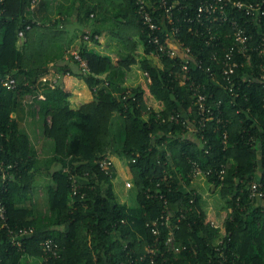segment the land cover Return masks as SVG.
<instances>
[{
  "label": "trees",
  "instance_id": "obj_1",
  "mask_svg": "<svg viewBox=\"0 0 264 264\" xmlns=\"http://www.w3.org/2000/svg\"><path fill=\"white\" fill-rule=\"evenodd\" d=\"M147 1L149 8L158 7L159 0ZM31 2L4 0L0 21V160L15 165L14 180L8 181L0 196L9 227H31L33 234L24 240L23 250L17 249L0 223V264H24L25 258L31 264H141L140 256L155 245L164 254L160 257L157 252V264H264V195L252 200L247 191V183L256 179L264 193V82L244 79L264 73V6L259 25L249 26L252 60L236 70V94L223 88L221 63L212 60L213 54L221 58L223 49L231 45L225 38L227 28H222V43L217 47L187 33L188 24L180 20L182 41L192 48L196 60L203 61L200 67L190 65L191 75L205 86L209 103L220 102L221 122L208 123L202 130L207 141L202 143L201 132L188 136L184 126L167 119L177 112L196 117L192 91L175 77L180 59L159 54L148 43L147 31L137 18L136 0H121L112 15L101 0H73L71 9L58 18L51 0H40L33 10ZM76 2L79 24L93 16L94 23L101 22L90 36L93 44L101 47L108 34L121 41L127 52L91 51L82 36L76 51L89 71L54 63L60 78L56 83L48 78L42 81L54 58L53 43L64 38L61 23L73 16ZM184 3L186 12L176 13L193 17L198 0ZM151 10L165 33L164 16L158 9ZM27 24L32 27L18 46V31ZM168 45L173 47L169 41ZM135 65L138 72L133 71ZM137 73L144 81L128 88L125 79H136ZM6 75L15 78L16 88L2 84ZM76 79L87 87L88 95L71 92L70 83ZM37 92L45 97L36 101L37 121L51 145L42 159L24 128L26 112L35 115L33 109L26 110L25 98ZM74 96L88 100L73 108L70 98ZM115 115L124 121L118 147L112 132ZM109 153L122 160L128 176L124 184H132L135 190L134 206L116 200L117 167L107 175L96 163ZM193 163L212 171L206 182L211 192L219 189V193L210 206L197 189L200 186H193ZM44 172L50 181L43 211L34 194L36 176ZM74 179L80 185L77 195L72 194ZM167 213L178 252L165 245L169 230L160 224V217ZM155 221L157 236L147 226ZM47 239L57 244L58 256L43 262Z\"/></svg>",
  "mask_w": 264,
  "mask_h": 264
},
{
  "label": "built area",
  "instance_id": "obj_2",
  "mask_svg": "<svg viewBox=\"0 0 264 264\" xmlns=\"http://www.w3.org/2000/svg\"><path fill=\"white\" fill-rule=\"evenodd\" d=\"M40 0H32L30 10L37 7ZM4 0H0V21L5 13ZM137 6V18L142 28L147 31L148 43L154 45L159 54H165L167 57L173 59L179 58L180 69L175 73V77L179 79V83L182 85H188L192 91L193 95V105L196 110V117L193 119L188 118L185 114L179 112L172 113L168 116V120L176 124H181L185 127L186 135H195L201 132L199 136V141L206 143L205 136L202 134V130L205 129L211 121L220 123L219 110L220 102L212 105L208 102L205 86L197 83V81L192 77L190 65H197L200 67L203 63L202 60H196L193 56L192 48L181 39V21L188 24L186 29L187 33L204 39L206 45L217 44V47L221 46V30L222 28H227L226 39L231 40V45L227 49H223V56L218 58L217 55L213 54L212 60H218L220 65L221 77L224 81L223 88L230 91L231 94H236V80L237 76L236 70L242 67L244 64L251 63V50L250 41L252 37L249 32L250 25H259V17L262 13V7L264 6V0L249 2L243 0H198V4L195 8L193 17L180 16L176 12L185 11L187 9L184 0H159L158 7H150L147 0H136ZM151 9H158L161 16H164L166 21L165 33L162 32V25L158 22L154 16L155 11ZM229 9V11H228ZM186 12V11H185ZM243 15H240V14ZM186 14V13H185ZM239 17L241 20H239ZM181 20V21H180ZM243 21V23H242ZM40 24L39 22H36ZM31 25L27 24L23 29L18 31V39L23 40L25 37V32L31 29ZM88 37L85 36V39ZM163 38V39H162ZM168 41L171 42L173 47L168 45ZM176 49V50H174ZM258 50V49H257ZM261 52H263L261 50ZM155 57L158 54L152 53ZM70 61L74 62L79 70L89 71L88 63L83 59L77 51L71 53L68 58ZM68 74V73H67ZM69 75V74H68ZM238 77V76H237ZM242 77V76H240ZM244 77V76H243ZM60 75L57 73L56 78L52 79L53 83H56ZM244 79L249 83L253 80L264 82V73H260L258 78L254 76H245ZM150 78L148 77L147 82L150 83ZM2 84L9 89H14L17 86L16 80L10 75H6L2 80ZM128 97V93H124V99ZM45 100L44 95L41 92L34 94H28L25 98V107L30 108L32 106L33 110H38L36 101ZM135 100V98H133ZM216 107V109H215ZM27 108V109H28ZM36 110V112H38ZM35 112V117L39 118V115ZM216 112V113H215ZM165 120V119H163ZM47 123L50 124V118L47 119ZM3 137V133L0 132V139ZM226 138V135L224 136ZM3 150V144L0 140V151ZM207 152V151H206ZM99 165L100 170L105 174L110 175L115 164L109 155L103 156L96 161ZM15 168L12 163L0 160V195L7 189L8 181L14 180V174L11 171ZM13 172V171H12ZM193 183L196 179H202L206 181L207 175L211 174L212 171H204L199 165L193 163ZM223 170L219 172L222 175ZM210 185V184H208ZM79 183L74 179L72 194L77 195L79 192ZM248 197L252 200H260L264 193L261 190V184L256 179L247 183ZM168 204L167 201H164ZM170 213L166 215H161L160 224L165 225L168 230V236L165 241L168 250L173 252H178L179 248L175 245V238L173 233V228L171 226ZM182 214L179 216L177 221L179 222ZM0 223H4L7 228L8 235L10 236L11 245L17 247V249L23 250V242L33 234V229L31 227H9L8 225V215L6 207L4 206L1 196H0ZM157 221L152 224H147L149 226L153 235H158L159 230L157 227ZM177 227V226H176ZM57 244L53 243L49 239L45 240L43 244V255L42 261L47 262L49 258L57 257ZM219 251V249H216ZM159 252L160 257H164V254L154 247L148 246L146 248V253L141 255L139 261L141 264H157L155 257ZM222 255L221 251H219ZM147 259V261H145Z\"/></svg>",
  "mask_w": 264,
  "mask_h": 264
},
{
  "label": "rangeland",
  "instance_id": "obj_3",
  "mask_svg": "<svg viewBox=\"0 0 264 264\" xmlns=\"http://www.w3.org/2000/svg\"><path fill=\"white\" fill-rule=\"evenodd\" d=\"M120 1L121 0H101V2L105 5V7L108 11V14H110V15H112L115 12L114 5H117L118 2H120ZM51 2L53 3L52 8H53V14H54V11H55L54 7L57 6V3L60 2V4H64V2H66V0H52ZM67 4H69V3H67ZM54 17H56V14L54 15ZM81 30H83V29L80 26V29L78 30V32H81ZM88 32H89V30H88ZM23 41L24 40H20L18 42V46H21L23 44ZM89 44H90V47H93L92 50H94L95 52H101V50L96 49V47H99L98 45L93 44L91 42ZM137 67L138 66L135 65L133 68V71H136ZM137 72H138V70H137ZM136 76H137L136 80L135 79L129 80L128 85L129 84L138 85L139 83L144 81V79L140 73H137ZM48 79H51V77L48 76ZM71 84L74 85V86L73 85L72 86H73L75 91L81 90V91H84L86 93V95H88L87 87L82 82H80L79 80H77V79L73 80V81H71L70 85ZM86 100H88V99H84L83 97H80V98L77 97V101L74 100L72 102V107L77 108L79 103L82 104L83 102H86ZM123 122L124 121L122 120V118L118 117L117 115H115L113 120H112V132L114 134L115 145L117 147L119 146V143H120L121 139L123 138V131H124V123ZM33 124H35V127ZM37 128H38L39 132L41 133L40 130H42V125L40 124L39 121H37V117H34V120L33 119L31 120V124L30 125L27 124V130L33 129L32 133H31V131L28 133L29 136L31 137V141H32L31 144L35 147V149H36V146L38 147L36 149L37 154H38V149H41V152L43 154L42 157H43V156L47 155L46 153H48V151H49L48 148L51 147V145L46 140L45 141L47 143H44L43 145L41 144V142H40L41 137H39V135L36 134ZM25 131H26V129H25ZM32 136H33V138H32ZM41 145H42V147H41ZM45 148H47V150ZM114 148H115V146H114ZM110 157L112 158L115 166L117 167L116 171H118L117 177L113 183V191H114V194L116 195V200L119 203H125L128 206H134L135 205V190H134V187L132 184H129V183L124 184L125 183L124 181L127 179L128 176L126 173H124V165L122 163V160H120L119 156H117V153H112ZM40 159H42V158H40ZM36 177L38 180L36 182L37 183V185H36L37 188L35 190L36 193L34 194L36 196L35 201L37 202L39 207H41V209L44 211V210H46V207H47L46 203H45V201H46L45 196H46V189H47L46 187L50 181V177H49V174L45 173V172L39 173ZM193 186H195V187L200 186V188H197V189H201L202 195L204 197L203 199H205L206 206H208L209 203H211L213 201V198H216L218 196L219 189H217L216 192H214V193L211 192L210 191V185H208L205 180L196 179L193 183ZM24 262L26 264H31V261L29 258H25Z\"/></svg>",
  "mask_w": 264,
  "mask_h": 264
},
{
  "label": "crops",
  "instance_id": "obj_4",
  "mask_svg": "<svg viewBox=\"0 0 264 264\" xmlns=\"http://www.w3.org/2000/svg\"><path fill=\"white\" fill-rule=\"evenodd\" d=\"M66 2L69 4H67ZM66 2H64V4H60V2H59V3H57V6L54 7L55 8V14H56L57 18L59 17L60 12H62V13L67 12L68 9H71L70 6H71V4H73V0H66ZM73 7H74V13L72 14L73 16L67 20H63V18H62L63 22L61 23L60 28L64 32V34H63L64 38H62L61 40H58V42L53 43L51 55L54 56V58L48 62L49 68H46V70H45V71H47V69H48V71L45 72L44 75H42L40 78V80H42V81L47 79L48 76H50L51 79L56 78L57 70H55V68H54V63L55 64L58 63L61 65H69L73 68L74 71H77V65L74 62L70 61L68 58L72 52H74L78 49V44H79L80 39H82V36H83V39H85V36L88 37L87 39H85L88 42V48H90L91 51H94V50H92L93 47H90V44H89L91 42L90 36H91L92 32H94V29L98 28L101 25V22L98 21V22L94 23L93 19L95 17L92 15L93 18L90 19L87 23H85V24L80 23L79 24L78 20L75 17L77 15V11L79 9L78 2H76ZM80 26L83 30H81V32H78V30L80 29ZM88 30H89V32H88ZM101 42H102V46L96 47V49H99L101 51L103 49L107 53H110V54L115 53L117 55L126 54V52H127V49H125L126 48L125 45L121 41L111 37L108 34L102 38ZM91 43H93V42H91ZM129 80L130 79H125V83H126L128 88H132V87L137 86L134 84H129L130 85L129 86L128 85ZM73 90L74 89H72L71 92L76 94V92ZM70 99H71V102H73L74 100L77 101V97H75V96L71 97ZM36 105H37L38 110H39V106L37 103H36ZM25 108L27 110L28 107H25ZM31 109H32V106H30V108H28V110H31ZM36 110H34V113L36 112ZM34 117H35V115H30V114H28V112H26V120L24 121V127L26 128V130H27V124L30 125L31 120L32 119L34 120ZM37 120H38V118H37ZM35 124H33L34 127H35ZM30 131L32 133L33 129L32 130L28 129L27 133H29ZM40 131H41V133L39 132V130L37 128L36 134L39 135V137H41L40 142L43 145L44 143H47V142L45 141V138L43 137L42 130H40ZM32 138H33V136H32ZM30 141H31V137H30ZM42 145H41V147H42ZM112 146H113L112 150H114V145H112ZM37 148L38 147L36 146V149ZM45 149L47 150V148H45ZM46 154H48V153H46ZM42 155L43 154L41 152V149H38V156L41 158H44L45 156L42 157ZM108 155L111 156L110 153ZM34 199H36V197Z\"/></svg>",
  "mask_w": 264,
  "mask_h": 264
}]
</instances>
